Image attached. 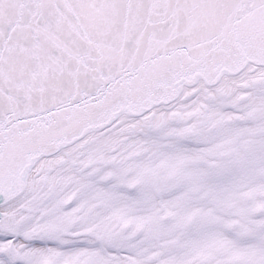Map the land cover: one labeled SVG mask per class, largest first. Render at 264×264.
I'll return each mask as SVG.
<instances>
[{
  "label": "snow or ice",
  "instance_id": "1",
  "mask_svg": "<svg viewBox=\"0 0 264 264\" xmlns=\"http://www.w3.org/2000/svg\"><path fill=\"white\" fill-rule=\"evenodd\" d=\"M0 264H264V0H0Z\"/></svg>",
  "mask_w": 264,
  "mask_h": 264
}]
</instances>
